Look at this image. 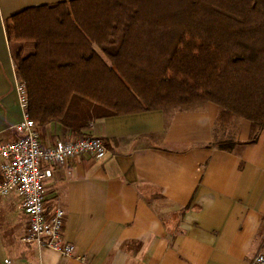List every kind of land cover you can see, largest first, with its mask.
Listing matches in <instances>:
<instances>
[{
	"label": "crops",
	"instance_id": "1",
	"mask_svg": "<svg viewBox=\"0 0 264 264\" xmlns=\"http://www.w3.org/2000/svg\"><path fill=\"white\" fill-rule=\"evenodd\" d=\"M71 0H0V144L18 138L14 55L6 22L32 7ZM218 123L224 125H217ZM38 126L43 147L78 138L60 124ZM103 139L104 160L44 163L48 212H66L71 257L27 244L16 193L0 196V261L11 264H250L264 252V130L223 117L212 103L102 118L84 133ZM234 142L228 149L219 143ZM1 180V176H0Z\"/></svg>",
	"mask_w": 264,
	"mask_h": 264
},
{
	"label": "trees",
	"instance_id": "2",
	"mask_svg": "<svg viewBox=\"0 0 264 264\" xmlns=\"http://www.w3.org/2000/svg\"><path fill=\"white\" fill-rule=\"evenodd\" d=\"M6 32L39 126L89 136L98 119L212 103L264 130V0H71Z\"/></svg>",
	"mask_w": 264,
	"mask_h": 264
},
{
	"label": "built area",
	"instance_id": "3",
	"mask_svg": "<svg viewBox=\"0 0 264 264\" xmlns=\"http://www.w3.org/2000/svg\"><path fill=\"white\" fill-rule=\"evenodd\" d=\"M16 90L24 118L15 127L17 140L0 144V196L16 193L19 198L28 218V233L23 238L24 242L37 244L63 257H71L76 247L63 238L65 210L56 207L48 212L46 209L45 182L50 171L43 169L42 165H63L69 159L82 156L104 160L107 156L106 143L94 136L60 137L51 146L43 147L38 126L28 112L26 85L18 82ZM0 264H11V261L5 259ZM250 264H264V252L257 253Z\"/></svg>",
	"mask_w": 264,
	"mask_h": 264
},
{
	"label": "rangeland",
	"instance_id": "4",
	"mask_svg": "<svg viewBox=\"0 0 264 264\" xmlns=\"http://www.w3.org/2000/svg\"><path fill=\"white\" fill-rule=\"evenodd\" d=\"M217 125H220V123H218ZM221 125H224V124L221 123ZM221 125H220V126H221Z\"/></svg>",
	"mask_w": 264,
	"mask_h": 264
}]
</instances>
